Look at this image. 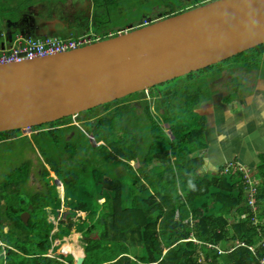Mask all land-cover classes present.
Listing matches in <instances>:
<instances>
[{
  "label": "trees",
  "instance_id": "16d2710c",
  "mask_svg": "<svg viewBox=\"0 0 264 264\" xmlns=\"http://www.w3.org/2000/svg\"><path fill=\"white\" fill-rule=\"evenodd\" d=\"M198 1L200 0H189V3ZM95 2L97 3V0ZM205 2L207 1H200L198 5ZM45 7L48 10L51 9L50 6L45 5ZM20 9L25 12L24 5H21ZM162 12H165V14L173 13L172 11L168 13L166 10ZM132 19L134 18L129 20ZM34 20L35 18L31 17L26 23L33 24ZM48 29H54L53 25L48 26ZM51 36L55 35L45 34L41 37ZM77 36L60 35L62 38H76ZM263 53L264 44H261L237 54L229 60L241 58L253 60ZM253 62L245 64L250 67ZM194 74L195 72H191L158 85L162 89V97H164H161V106L166 110L168 115L166 119L171 123L174 137L167 135L159 125L154 123L142 125V129L146 133L151 130L154 135L153 142L148 138L147 147L145 148L148 150L147 155L150 159L155 158L161 162L160 165H157V169L161 168L163 170L164 168L165 170L159 173H153L155 167L151 170L153 176L158 178L157 180H151L147 176L151 186L142 185L140 191L134 193L131 197V191L137 187L136 184L141 183V180L136 177L137 169L128 167L125 171L127 176L131 178L130 187L124 183L125 174H123V178L120 179L123 185L112 184L111 189L107 188L108 191L105 192L103 186L106 187L105 184L108 180L106 178L102 179V176L107 174L108 170L105 169L104 173L99 170L98 174L92 175L87 169L89 174L85 175V178L88 179V183L78 182L80 186H84L79 187L81 190L75 187L68 188V197L65 203L68 211H63L59 228L56 231L52 232V225L48 219L45 222L36 217L35 212L42 210V204L35 197L33 198L34 207L31 210L32 213L28 223L22 221L20 226L16 220L12 222V226L15 228L14 240L12 237H8L11 235L9 232L7 233V239L13 241V246L21 252L20 254H27L29 257L20 258L16 254V252L19 253L18 251L8 249V251L3 252V249L0 248L1 263L74 264V257L61 249L58 250L59 253L67 254L71 258L68 261L72 263L64 261L61 253L60 256L57 255L60 259L53 257L49 251H46V243L48 242L51 246L57 238L61 239L63 235H68L75 229L81 234L84 243L83 248L86 254L82 264H260V257L264 255V246H261L257 251L252 248V244L262 240L264 232L260 234L257 227L250 221L235 223L234 227H237L235 233L241 242L245 243L232 250L227 249L226 256L220 254L217 249H209L206 244H195L189 239L182 240L186 236L183 229L189 228L193 229L197 238L204 242L216 244L217 241L226 246L227 240L230 239L231 229L226 230L224 226L229 224V218H232L233 215L232 212L239 213L248 209L245 207L240 208V205L246 199L242 174H233L236 175L235 183L230 181L233 179L224 174L201 177L198 170L203 164V158L191 156L192 151L195 152L207 145L203 136L206 127L205 119L201 118L197 121L189 115L195 112L199 101L209 96L207 91L209 83L207 80L204 84L194 80L188 82L186 88H177L176 83L178 80L191 77ZM234 80L238 81L236 77ZM204 90H206L205 93ZM139 93L142 92L132 95L137 96ZM190 97H193V105L186 104ZM171 101L177 104L175 105ZM179 102L186 104L184 113L188 117V122L180 120L181 117L176 116L174 107L180 106L178 105ZM111 103H106L104 106ZM128 112L130 116L135 114L132 110ZM159 113V109L155 111L156 115H159ZM125 115L122 111L114 112L113 110L111 117L102 120L103 132L99 139L108 137L110 125L113 122L115 123L117 119L121 120ZM137 123H140V121L138 120ZM119 126L121 125L119 124ZM0 134H3V132ZM127 135L125 132L124 136L113 138L112 145L118 153H113L106 148L99 151L104 153L110 160H113L111 158L113 155L115 156L112 161L115 168L125 165L123 162L118 161L119 155L127 159H137L139 157V143L130 140ZM147 136H149L148 133ZM174 154L177 159L172 163L170 162L171 155ZM263 167L264 154L261 156L260 168L263 169ZM95 168L99 169L98 167ZM48 174L45 172V175ZM173 176L174 181H172ZM20 178L23 180L22 169L13 170L7 175L4 182L13 183L15 179L20 180ZM99 182L101 183L99 185L101 192L94 193L93 189H89L92 192L88 190L87 187L91 188ZM102 193L109 195L104 204L99 201ZM38 197L42 198V195L40 194ZM0 198H8L18 204L23 202L19 194L11 190L0 194ZM11 212L19 213L20 216L21 211L18 209ZM81 212L85 215H82ZM192 223L193 228H191ZM42 239L45 242H42ZM67 246L69 249L75 250L69 243H67ZM142 247L145 248L146 252L142 250ZM80 250L82 251V248H78L75 254H80ZM199 250L206 253L207 262L199 261ZM141 251H143L142 254Z\"/></svg>",
  "mask_w": 264,
  "mask_h": 264
},
{
  "label": "rangeland",
  "instance_id": "374dc122",
  "mask_svg": "<svg viewBox=\"0 0 264 264\" xmlns=\"http://www.w3.org/2000/svg\"><path fill=\"white\" fill-rule=\"evenodd\" d=\"M34 1H37V0H34ZM2 2L4 3V8H1L0 10V22L3 21L4 15H9L12 18L22 13L20 11H17V7L14 6L10 1L5 2V0H0V3ZM198 3L199 1L195 3H189V0H97V4L95 2L94 11H93L94 17L93 16L87 17L86 12L82 17V19L86 22L87 25H90L93 27V30L91 32L77 34L78 36L76 38H62L56 35L51 36V37H41V36H31V35H20L19 36L17 33L13 36H15L19 41H21L20 44H22L23 46H28V41L30 40H46L48 38L65 39V40H78L80 38H83V39L91 40V42L84 43L77 47V48H80V47L92 44L96 41L110 38L121 32H124V31L127 32L133 28H140L143 26H147L148 24H151L152 22L160 18H164L168 15L175 14L185 9L193 8L197 6ZM64 4H67V5L64 6ZM70 4L71 3L68 2V0H60L58 3L54 4L53 6L59 9H62L66 6H70ZM29 5L30 3L24 4V8L28 11L27 16L32 17V14H30V12L35 11L36 9H39L40 6L43 4L36 6L34 8H31V9L28 8ZM165 10L168 13L170 11H172L173 13L165 14V12H162ZM54 13L55 11L53 9L49 11L48 9H45V12H36V15L41 16L42 14L44 16V18H40L41 25H44V26L53 25V27L55 28L57 27L58 20L54 18L53 16ZM159 13H162V14H159ZM130 18H134V19L129 20ZM1 25L0 27H2ZM0 34L2 36H7L4 30H0ZM5 40H8V39L4 38L2 42ZM230 58L214 63L212 64L213 66L209 65L211 67L207 66L209 68L205 67V68L197 70L198 73L201 71V73L199 74L204 75L205 77H202V78L206 79V75L211 76L212 73L220 74L221 69L224 68L225 65L238 66L237 75L235 76L238 79V81L234 80L235 77L233 78V81L237 82L238 84H241L240 86H243L238 91L235 90L231 92L230 90L227 91L224 85H221L220 92L213 95L212 97V91L218 90L217 89L218 82L220 81L221 83H223L225 80L229 81L231 78L229 76V72L225 73L224 75L216 76L215 80L213 81L214 90L209 89L208 90L209 96L199 101L197 103L198 106H196L195 108V112L190 113L189 116L194 120L198 121L201 118L205 119L206 127H205L204 135H203L205 142L208 141V128H209L210 123H209V118L206 116L207 114L201 111L203 110L202 108H204L206 105L210 103V102L208 103L210 98L212 97V99H215V97H224L225 95H227L228 99L231 100L230 102L233 103L234 95H237V97H239L241 94L244 93V96H246L253 91L255 84L258 80V77H259L258 71L263 70L262 66L264 62V53L262 55L257 56V59H253V60L243 59V58L229 60ZM250 62L254 63V64L252 63L250 67L245 64V63L249 64ZM197 74H194L193 76ZM190 78L188 79V81L190 80ZM240 78H242V80ZM205 79H199L198 81L204 84V82H206ZM158 85L159 84L155 86H158ZM176 87L183 88L184 85H182L181 83H177ZM139 92H142V93H139L137 96H133L132 94H130L131 96L127 95L128 97L125 96L123 98H120V100L119 99H116L117 101L114 100L115 102L111 101L112 103L109 104L108 106H104V104H102L103 106L99 105L100 106L99 108H96L98 107L96 106L89 110L82 111V112H79L77 114H74L68 117H64L67 119L62 118L60 120L54 121L58 124V126H60V128H62V131H43L44 129L42 127L48 124V123H44V124L33 126V127H27L25 129L20 128V129L2 131L3 134H0V139L3 141V143H0V179L1 181L4 180L6 174H8L14 169L19 170L21 169V167H24L26 170L27 164H28V168H31L32 166L33 170H36L38 167H41V166L47 167L51 174L49 173L48 175H46V177L44 178L45 181L50 180L51 177L56 178V183H52V185L50 183L49 185L47 184L46 186L44 183V185L42 186V190L38 189L40 191L34 193L35 196L31 194L37 200L42 202L43 199L41 198L39 199L38 196H40V194L42 193L46 195L45 199H47L51 193L50 200L52 201H50L47 208L44 207L42 210L36 211L35 215L36 217L40 218L41 220H44L45 222H47V219H48V221L52 225V229H53L52 232L56 231L59 228V223H60V219L62 217L63 211L64 210L68 211L67 206H65V208L62 209V211L58 210L59 206L60 207L63 206V203H60V200L62 198L67 199L69 187H75V188L84 187V186H80L79 183H85V184L88 183V179L85 178V175L89 174L87 169L90 171L92 175L98 174L99 170H101L102 173H104L105 169L108 170V173L102 176V179L106 178L108 180V182L105 184L106 187L103 186V189L105 190V192L108 191L107 188L111 189L112 184L117 185V186H122L123 183L120 181V179L123 178L122 177L123 174H125L124 183L126 184V186H129L131 184V178L127 176L125 170H127L128 167L132 169H137L136 177L140 178L141 183L136 184L137 187L133 191H131V194H130L131 197L133 196L134 193H138L140 191V187H142V185L151 186L149 184L147 176H149L151 180L158 179L156 176H153L152 174L151 170L154 167L155 168L153 169V173H159V172L165 171L163 167H162L163 170L161 168L157 169L158 167L157 165H160L161 162L155 158L150 159L149 156L147 155L148 150L145 149L147 147L148 138L152 142L154 141V135L152 134L153 132L151 130H148L147 133L149 134V136H147V133L142 129V127H139L136 124L132 123L131 119L128 120L129 117H132L134 115L133 114L132 116H130L128 111L131 110L132 108H135L133 109V111L136 114L142 116L145 123H154L156 125L161 124V122L157 120L159 119V117L157 115H154L155 117L154 119L153 114L155 113V111L158 110V107L161 106L162 99L159 97L158 92L154 91L153 89L151 90L146 89V90L139 91ZM205 92L206 90H204V93ZM130 97L131 99L128 100V98ZM155 97H157L158 100L156 102H153ZM192 100H193V97H190L186 104L193 105L194 103ZM172 103H174L175 105L177 104L176 102H172ZM178 105L180 106L174 107L175 108L174 110L177 114L176 116L181 117L180 120H185L188 122V117L184 113L185 106L183 105V102H179ZM111 107H114V112L122 111L126 115L123 117L125 118V121H121L120 119H117L115 123L113 122L110 125L109 132H111L112 130L114 138L122 137L124 136V133L126 132L128 134L127 138L140 143L139 144L140 148H138L139 157L137 159L135 158V159L124 160L123 163L126 166L125 165L119 166L118 168H115L112 163L115 157L114 155L111 157L113 160H110L105 156L104 153L99 152V151L95 152L92 155L85 154L84 156H79L76 151L72 150L71 155L74 157V155H76L77 153L78 157L75 156L73 159H71L68 156V153L65 150H63L64 149L63 146L66 144V141L70 140L73 136H76L77 138L81 137L82 139H86L88 143H90V139L93 140V136L88 135L87 131L92 132L93 127H96V126H101L100 130L98 131V136H97V138L99 139L100 135L103 132L102 120H106L107 118L111 117L109 116V110ZM112 110L113 108H111V111ZM239 111L240 109L238 110V112ZM166 117H168L166 113L162 115L164 122L167 121ZM51 123L53 122H49V124ZM121 123H126L128 129L124 130L121 126H119V124ZM164 126L168 130V131L165 130L167 135L174 137L172 134V130H171L172 129L171 123L166 122V125ZM38 134H51L49 136V139H52V140L54 139V140L61 142L60 150L59 149L57 150L56 146L53 143H50V140L48 138L41 137L42 135H38ZM94 136H96V134H94ZM110 141L111 139L107 137L104 139L103 138L99 139L97 141L98 145L96 146V149L102 148L104 150L103 146L108 144ZM142 145H144V147H142ZM209 148H210V145L208 143L206 147L198 149L195 152L192 151L191 156L203 158L202 156L204 155L206 157L208 154ZM76 158H77V163L82 162L83 164L82 167H80L75 162ZM176 159L177 157L175 154L171 155L170 162L174 163ZM38 161L40 162V164L38 163ZM260 165H261V160L257 166L251 167L248 164L242 162L241 160L238 161L235 159H231V160H227L224 163L221 171L218 172V174H224V175H227L228 178L233 179V180H230L233 183H235L234 180L236 178V175H233V174H239V175L242 174L241 176L243 178L244 190L246 192V199H245V202H243L240 205V208H243V207L248 208L247 210H243L242 212H239V213L232 212L233 215H232V218H229V224H226L224 226L226 230L231 229L230 239L227 240L226 246H223L222 243L220 244L217 241L215 242L216 244L204 242L197 238L193 229L191 230L189 228L183 229V232L186 236L182 238V240L186 241L189 239L195 244H206L209 249L211 250L217 249L220 254H223L224 256H226L227 249L232 250L236 248L237 246H242L245 243V242H241L238 235H236L235 230L237 229V227H234L235 223L250 221L252 222L254 226L257 227L258 232L262 234L264 232V167L263 169H261ZM95 167H98L99 169ZM52 169L58 170L57 176L54 175L55 170L53 171ZM45 172H48V171H45ZM26 173H28L27 179L22 178L23 180H21L20 178V180L15 179L13 183L7 182V181L0 183V194L11 190V191H16V194H19V197L22 198L23 194H20L19 191L24 193L26 192L25 189L28 188L29 190L34 192V190H36L37 188L33 184L31 177H29L30 173L29 172H26ZM173 173L175 174L174 170H173ZM211 173L212 172L209 171L207 174H209V176L212 177L214 173H212L213 175ZM38 178L40 179L39 176ZM174 180L175 179L173 176L172 181ZM100 184L101 183L99 182V183H96L93 187L91 186V188L89 187L87 188L88 190L93 189L94 193L97 191L101 192L102 190H100L99 188ZM108 196L106 193L105 194L102 193V195H100L99 201L102 204H104ZM158 198H160V196H158ZM0 201H1L0 205H2L1 207L2 209H6V206L12 203V201L9 200L8 198H0ZM20 211L21 212L19 216V213H13L11 212V210H0V248L3 249V252L4 250L8 251V249L16 250L19 252V253L16 252L18 257L25 258V256L29 257V255L24 254V253L23 255L20 254L21 252L13 246V241H11L10 239H7L8 232L11 235L8 237H12L13 240L15 239V232H14L15 228L12 226V222L14 220H16L21 226L22 221L24 223H28L31 217L32 212L30 210V217L28 221L25 222L22 218V214L27 211H23V210H20ZM81 214L85 215V213L83 212H81ZM193 227L194 226L192 223L191 228ZM219 232L221 231L219 230ZM50 238L52 239V236H50ZM52 240H49V241H52ZM42 242H45V241H43L42 239ZM67 243L72 245V247L75 250H71L72 248L67 250L66 247L64 246ZM2 244L4 247H1ZM46 244H47L46 251L47 252L49 251L53 255V257L58 258L57 255L61 253V252L59 253L58 250L61 249L62 251L67 252L68 255L71 254L74 257V260H73L74 264H75V256H76L75 251H77L78 248H82V251L80 250L79 252H81L80 255H82L83 253L84 243L82 242L81 234L78 233L75 229H73L70 234L63 235L61 239L57 238L55 241H53V244H51V246L48 244V242ZM261 246H263V239L260 240L256 244H252V248L256 249L257 251ZM34 249L36 250V252H38V250L35 247ZM142 250L146 252L144 247H142ZM143 251H141V254L143 253ZM257 251H256V254H257ZM61 254L65 259L67 260L71 259L69 258L67 254H64V253H61ZM80 255L77 254V256H80ZM205 255L206 253L204 251L199 250V261L207 262ZM260 258L263 260L264 255H262ZM58 259H60V257ZM0 264H2L1 261H0Z\"/></svg>",
  "mask_w": 264,
  "mask_h": 264
},
{
  "label": "water",
  "instance_id": "95a60500",
  "mask_svg": "<svg viewBox=\"0 0 264 264\" xmlns=\"http://www.w3.org/2000/svg\"><path fill=\"white\" fill-rule=\"evenodd\" d=\"M261 44L264 0H210L77 49L0 64V132L60 120Z\"/></svg>",
  "mask_w": 264,
  "mask_h": 264
},
{
  "label": "crops",
  "instance_id": "0c3cea01",
  "mask_svg": "<svg viewBox=\"0 0 264 264\" xmlns=\"http://www.w3.org/2000/svg\"><path fill=\"white\" fill-rule=\"evenodd\" d=\"M8 1L17 7V11L22 13L12 18L9 15H4L3 21L0 22L2 24H0L2 26L0 30H4L7 36L0 34V45L14 43L16 37L13 35L16 33L18 35L31 36H42L45 34L60 36L83 34L93 30V27L87 25L82 17L85 12L87 17L93 16L94 0H68L71 3L70 6L62 9L53 6L60 0H5V2ZM27 2L30 3L29 9L43 4L39 9L30 12L32 17L35 18L34 23L30 25L26 23L31 18L27 16L28 11L25 9L26 11L24 12L20 9V6ZM44 4L55 11L53 16L58 20V24L54 29L49 30L48 26L50 25H41L40 18H44V16L42 14L41 16L36 15V12H45L47 8ZM1 8H4L3 2L0 3V10ZM4 38L8 40L2 42ZM262 67L263 70L258 71V80L250 94L244 96L243 93L239 97L234 95L233 103L230 102L231 100L228 101L225 96L212 99L213 95L220 92L221 82L219 81L218 90L212 91V97L208 101L210 103L202 108L203 113H206L209 118L210 125L206 144L208 145L209 143L210 148L201 168L198 170L201 177H210L207 174L209 171L218 174L224 163L231 159L241 160L251 167L260 163L261 156L264 154V62ZM210 88H214L213 83ZM239 109L240 111L238 112ZM21 169L23 178H26L24 167H21ZM50 197L51 193L47 199L44 200L43 197L41 203L44 207L48 206L50 201H52ZM60 203H63V206H59L58 210L62 211L65 208L66 198H62ZM1 247H4L3 244ZM4 252L6 251L4 250ZM85 254L83 248L82 255L84 258ZM63 260L72 263L65 258Z\"/></svg>",
  "mask_w": 264,
  "mask_h": 264
},
{
  "label": "flooded vegetation",
  "instance_id": "af4514ba",
  "mask_svg": "<svg viewBox=\"0 0 264 264\" xmlns=\"http://www.w3.org/2000/svg\"><path fill=\"white\" fill-rule=\"evenodd\" d=\"M200 1H210V0H200ZM159 14H162V13H159ZM237 70H238V66L225 65L224 68L221 69L220 74H214V73H212L211 76L206 75V79L205 78H202V77H205L204 75L199 74V73H201V71L199 73H198V71H195L196 72L195 74L198 73L197 75H195V76H193L191 78L190 77L184 78V80H180V82L178 80L177 83H181L186 88L187 87V83L190 82V81L199 80V79H205L209 83V85L207 86V91L209 89L210 90H214V88H210V86L213 83V81L215 80L216 76H218V75H224L225 73L229 72V76L231 77L230 80L229 81L225 80L223 83H221V85H224L225 88L227 89V91L228 90H230L231 92H233L235 90L238 91L243 86H240L237 82H234L233 81V78L237 75ZM189 78H190V80L188 81ZM240 79L242 80V78H240ZM149 89L150 90L153 89L154 91H157L159 97L160 98L162 97V89L159 88L158 86H154V87H151ZM225 97H226V99L228 101H230V99H228L227 95H225ZM162 98H164V97H162ZM129 99H131V97L128 98V100ZM156 101H157V97L154 98V101L153 102H156ZM183 105L186 106V104H184V103H183ZM111 108H113V110H114V107H111ZM111 108L109 110V116H112L113 110L111 111ZM133 109H135V108H132L131 110L133 111ZM158 109H159L160 113H159V115H157L159 117V119H157V120H159L161 122V124H158V125L161 127V129H163L165 131V130H167V128L164 125H166V122H168V121L164 122V119L162 118V115L166 113V110L162 106L158 107ZM185 109H186V107L184 108V110ZM164 111H165V113H164ZM154 115H156V114L155 113L153 114V118L155 119ZM129 119H131L132 120V123L136 124L139 127H142V125L149 124V123H145L144 120H143V118H142V116H140V115H138L136 113L132 117H129L128 120ZM138 120L140 121V123H137ZM121 121H125V118H122ZM120 125H121V127L124 130H127L128 129L126 123H121ZM42 128L44 129L43 131H62V128H60V126H58V124L56 122H53L51 124L48 123L46 126H44ZM100 128H101V126H96V127H93L92 132L87 131L88 135H92L93 136V140L90 139V143H88V141L86 139H82L81 137L80 138H77L76 136H73L70 140H67L66 141V144L63 146L64 147L63 150H65L68 153V156L71 159H73L75 156L78 157L77 156V153H78L79 156H84L85 154L92 155V154H94L97 151L103 150L102 148L96 149V146L98 145L97 144V141L99 140L97 138V136H98V131L100 130ZM94 134H96V136H94ZM38 135H42L41 137H44V138H48L49 139V136L51 134H38ZM107 138H110L111 141L108 144H106L105 146H103V147L106 148L107 150L113 152V153H118V151L112 145L113 138H114L112 130H111V132H110V134H109V136ZM49 140H50V143H53L56 146L57 150L58 149L60 150V148H61L60 147V143H61L60 141H57V140H54V139L53 140L52 139H49ZM0 143H3V141L1 139H0ZM99 145H101V144H99ZM142 147H144V145H142ZM72 150L77 152L76 155H74V157L71 155V151ZM119 156H120L119 159H118L119 162H123L124 160H128L126 157H122L121 155H119ZM202 157L205 159V156L204 155ZM75 162L77 163V158H76ZM38 163L40 164L39 161H38ZM77 164L80 167H82V165H83L82 162H80V163L78 162ZM18 168H20V167H18ZM52 170L54 171L55 169H52ZM45 171H48L47 173H50V171H49V169L47 167L41 166V167H38L36 170H33L32 169V166H31V168H28V164H27L26 172H29L30 173V176L29 177H31V180H32L33 184L36 186L37 189L34 190V192L31 191V190H29L28 188L25 189L26 192H24V193H22L21 191H19L20 194H23V196H22L23 202L21 204L12 202L11 204H9V205L6 206V209H2L1 208L2 205H0V210H11V211H13V210L20 209V210H23V211H30L31 207H34V205L32 203V200H33V198L35 196L34 193L39 192L40 190H38V189H41L42 190V186L44 185V183H45V186L47 184L49 185L50 183H51V185H52V183H56V178L55 177H51V179L50 180H47V181L44 180V178L46 177ZM54 172H55L54 173L55 176L58 175V170L57 169ZM8 174L5 175V178H4L3 181H1V179H0V183H3L6 180V177H7ZM37 175L40 177V179L38 178ZM27 178H28V173H27L26 179ZM31 194H33L34 196H32ZM45 196L46 195L42 194V199L44 197V200H45ZM0 204H1V201H0ZM45 207H47V206H45ZM42 208H44L43 204H42ZM14 245L16 246L15 243H14Z\"/></svg>",
  "mask_w": 264,
  "mask_h": 264
},
{
  "label": "built area",
  "instance_id": "2783aa9c",
  "mask_svg": "<svg viewBox=\"0 0 264 264\" xmlns=\"http://www.w3.org/2000/svg\"><path fill=\"white\" fill-rule=\"evenodd\" d=\"M20 36V35H19ZM91 42L90 39L80 38L78 40H65V39H51L46 40H30L28 46H24L28 57L35 58L65 52L71 49H76L78 46ZM20 49L11 44L7 46L6 50L0 47V64L8 62H19L21 60Z\"/></svg>",
  "mask_w": 264,
  "mask_h": 264
},
{
  "label": "bare ground",
  "instance_id": "6f19581e",
  "mask_svg": "<svg viewBox=\"0 0 264 264\" xmlns=\"http://www.w3.org/2000/svg\"><path fill=\"white\" fill-rule=\"evenodd\" d=\"M20 42H21V41H19V40L16 38V40L14 41V43H12V44H15V45L20 49V54H21V57H22V58H21V60H20L19 62L30 59V58L28 57L26 51L24 50V46H23L22 44H20ZM10 45H11V44H10ZM7 46H9V45H0L1 49H3V50H6ZM35 58H36V57H35ZM31 59H33V58H31ZM8 63H10V62H8ZM1 64H5V63H1ZM190 73H191V72H190ZM188 74H189V73H188ZM185 75H187V74H185ZM182 76H184V75H182ZM179 77H181V76H179ZM176 78H178V77H176ZM30 210H33V207H31ZM65 245H67V244H65ZM65 245H64V246H65ZM263 246H264V238H263ZM65 247H66L67 250H69V247H68V248H67V246H65ZM77 257H78V256H77ZM260 264H264V259H263V260L261 259Z\"/></svg>",
  "mask_w": 264,
  "mask_h": 264
}]
</instances>
